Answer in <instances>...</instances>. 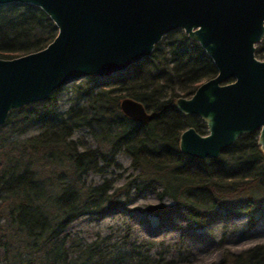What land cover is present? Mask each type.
I'll return each instance as SVG.
<instances>
[{
	"label": "trees",
	"instance_id": "obj_1",
	"mask_svg": "<svg viewBox=\"0 0 264 264\" xmlns=\"http://www.w3.org/2000/svg\"><path fill=\"white\" fill-rule=\"evenodd\" d=\"M55 35L38 8L0 6V59L39 51ZM254 57L264 61V38ZM215 74L198 45L178 30L164 35L148 57L127 71L101 80L85 94L83 107L71 106L57 122L39 119L44 129L35 136L14 138L29 117L17 121L14 115L21 110L11 111L0 127V264H170L150 257L147 245L129 254L110 253L64 234L77 217L115 204L121 192L155 193L159 204L146 209L154 217L182 214L189 225L202 228L222 215L240 214L253 227L264 209V155L256 134L238 137L216 159L178 152L179 134L189 127L202 133L203 125L196 117L181 116L173 103ZM58 90L46 101L54 104ZM123 98L139 103L151 120L140 124L124 117L118 107ZM79 129L87 130L93 147L71 139ZM119 153L129 158L134 172L122 186L113 189L109 180L85 183L88 174L116 167ZM164 198L170 206L161 204ZM214 264H264V246L224 254Z\"/></svg>",
	"mask_w": 264,
	"mask_h": 264
},
{
	"label": "water",
	"instance_id": "obj_2",
	"mask_svg": "<svg viewBox=\"0 0 264 264\" xmlns=\"http://www.w3.org/2000/svg\"><path fill=\"white\" fill-rule=\"evenodd\" d=\"M38 8L56 29L43 49L0 59V127L13 110L44 102L83 77L105 80L148 57L160 39L181 31L198 45L215 76L174 109L196 116L206 134L192 128L178 137V152L216 159L242 135L256 132L264 154V61L254 57L264 38V0H0ZM119 111L145 124L152 116L123 98Z\"/></svg>",
	"mask_w": 264,
	"mask_h": 264
},
{
	"label": "rangeland",
	"instance_id": "obj_3",
	"mask_svg": "<svg viewBox=\"0 0 264 264\" xmlns=\"http://www.w3.org/2000/svg\"><path fill=\"white\" fill-rule=\"evenodd\" d=\"M101 80L83 77L59 88L54 104L44 101L22 107L14 118L17 120L26 114L29 122L14 138L22 140L38 134L44 129L43 124L37 123L39 119L57 122L58 117L63 116L71 106L83 107L87 102L85 94L96 90ZM71 139H82L89 147L95 145L86 129L75 130ZM114 160L116 167L103 174H88L84 178L85 183L97 186L109 180L113 189L122 186L126 177L134 172L130 168L129 158L124 154H117ZM158 204L153 192H144L139 196H134L132 192L127 195L121 192L115 204L104 207L100 213L77 217L64 234L82 245L99 244L101 250L110 253L129 254L135 252L136 247L147 245L150 257H160L170 264H214L224 254L237 255L254 246H264V209L256 214L255 224L251 228L246 217L240 214L222 215L211 226L198 228L189 225L182 214L168 212L161 217L149 215L146 209ZM161 204L168 207L171 202L164 198Z\"/></svg>",
	"mask_w": 264,
	"mask_h": 264
},
{
	"label": "flooded vegetation",
	"instance_id": "obj_4",
	"mask_svg": "<svg viewBox=\"0 0 264 264\" xmlns=\"http://www.w3.org/2000/svg\"><path fill=\"white\" fill-rule=\"evenodd\" d=\"M207 81V80H206ZM205 82V81H204ZM203 83V82H202ZM201 84V83H200ZM199 84V85H200ZM196 89V88H195ZM194 92V91H193ZM193 94V93H192ZM190 97V96H189ZM188 97V98H189ZM184 99H187V98H184ZM147 112V111H146ZM149 113V112H148ZM181 116H183V115H181ZM192 117H196V116H192ZM197 118V117H196ZM198 120H199V118H197ZM199 122L203 125V132L202 133H197L193 128V130L197 133V134H199V135H205L206 134V128H205V125L199 120ZM189 128H191V127H189ZM186 130V129H185ZM184 131V130H183ZM255 134H256V137H257V133L256 132H254ZM180 135V134H179ZM237 140V139H236ZM178 146V145H177ZM259 149V148H258ZM260 151V150H259ZM261 152V151H260ZM262 153V152H261ZM263 154V153H262ZM264 155V154H263Z\"/></svg>",
	"mask_w": 264,
	"mask_h": 264
}]
</instances>
